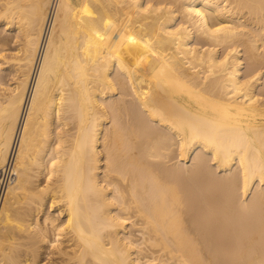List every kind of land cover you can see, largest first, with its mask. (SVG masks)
Listing matches in <instances>:
<instances>
[{
    "label": "bare ground",
    "instance_id": "obj_1",
    "mask_svg": "<svg viewBox=\"0 0 264 264\" xmlns=\"http://www.w3.org/2000/svg\"><path fill=\"white\" fill-rule=\"evenodd\" d=\"M0 24V264H264V0Z\"/></svg>",
    "mask_w": 264,
    "mask_h": 264
},
{
    "label": "rangeland",
    "instance_id": "obj_2",
    "mask_svg": "<svg viewBox=\"0 0 264 264\" xmlns=\"http://www.w3.org/2000/svg\"><path fill=\"white\" fill-rule=\"evenodd\" d=\"M0 25H1V24H0ZM1 26H2V25H1ZM1 26H0V30H1ZM6 32H8V33L10 32V33L15 34V31H14V30H10V31H9V30H8V31L6 30L4 33H2V35L6 34ZM12 46H13V45H12ZM10 52H11V50H10ZM7 53H9V51H8ZM8 65H9V64H7V63L2 65L3 67H5V69H3V70L1 71V72H2L1 75L4 76V81H6V80H7V81L4 82V81L2 80V82H0L1 84L4 82V84H2V85L0 84V85H1V87H0L1 90H4V88H6L5 86L8 85L9 82H11V74L9 73V72H11V69L8 68V67H9ZM7 66H8V67H7ZM6 68H7V69H6ZM8 70H9V71H8ZM3 74H4V75H3ZM7 82H8V83H7ZM46 255H47V254L42 255V261H43L42 263H44L45 261H47L48 258H47ZM44 259H45V260H44Z\"/></svg>",
    "mask_w": 264,
    "mask_h": 264
}]
</instances>
